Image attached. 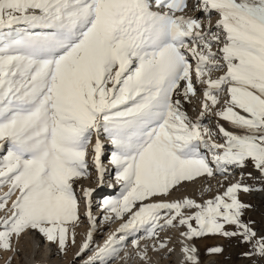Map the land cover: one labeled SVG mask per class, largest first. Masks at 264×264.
I'll list each match as a JSON object with an SVG mask.
<instances>
[{
	"label": "snow or ice",
	"instance_id": "6c2138e0",
	"mask_svg": "<svg viewBox=\"0 0 264 264\" xmlns=\"http://www.w3.org/2000/svg\"><path fill=\"white\" fill-rule=\"evenodd\" d=\"M194 7L207 23L185 14L188 0H0V149L9 146L0 159V188L8 189L0 193V250L17 251L14 238L35 231L66 251L81 223V196L91 229L77 256L90 249L96 189L78 194L75 185L91 176L90 165L104 185L106 135L120 196L103 200V219L124 222L84 264H107L130 231L154 239L165 228L186 229V264H199L190 241L207 234L239 238L252 245L244 256L264 258V236L242 219L251 206L239 193L253 190L244 173L203 202L158 199L249 161L264 178V0ZM197 82L202 111L193 119L183 105ZM212 113L240 131H213L203 124Z\"/></svg>",
	"mask_w": 264,
	"mask_h": 264
},
{
	"label": "rangeland",
	"instance_id": "374dc122",
	"mask_svg": "<svg viewBox=\"0 0 264 264\" xmlns=\"http://www.w3.org/2000/svg\"><path fill=\"white\" fill-rule=\"evenodd\" d=\"M218 16L219 15L217 14L215 15V13L211 16V22L213 25H215L216 21L218 20L217 19ZM195 17L204 19L205 23L208 22V18L204 16L203 13L200 14L198 12ZM15 27H23V26L18 25ZM4 31H9V29H4ZM221 73L222 71L214 73V74L221 75ZM197 88H198L197 95L192 97V102L191 103L184 102V105H183V109L193 119L198 118L200 112L202 111L200 103H199V94L201 92V87L198 82H197ZM220 120L221 119L217 117L214 113L206 114L205 119L203 120V124H205L209 128H212L213 131H215L216 126L218 125V122H221ZM225 127H227L229 131H234V132L240 131L239 129L233 128L232 126L231 127L228 126V124H225ZM95 139L96 137H93L94 143H95ZM100 139L104 142L102 162L106 165L107 169L110 170L109 173L105 175L104 185L100 186L97 180V172L94 167H91V165H90L91 176L89 178H81L75 185L76 191L78 194L81 193L82 188L96 189V192L93 194V197H92L91 211L97 217V226L93 233L90 249L83 252L80 256H77V253L80 252V249L77 246V237H76L75 244H70L69 247L67 248L73 254L70 257V259L67 260L64 258L66 256V254H64V251H61L56 244L47 243L45 242L44 238L38 232L29 231L19 238L18 243L16 242L14 238L13 244L14 243L16 244V245L14 244V247L17 249V251L15 252L10 251L8 255H5L4 251L0 250V255L2 256V259L0 260V264H9V260H10V264H24L25 262L24 256H26L28 253V249H27V246L24 240L28 236L27 234H31L32 238L37 239L39 243V247L37 248V252L35 255L37 260H35L34 264H83V262L87 259L89 255H92L96 252L97 246H99L100 241L105 238L107 231L112 228V224L114 222H117L121 225L124 222V220H119V219L108 220V221H105L103 219L105 212L102 207V202L104 199H107V198L119 197L120 196V185L117 183L115 179V169L110 164L111 153L114 151V146L110 143L106 135H101ZM213 139L217 143L224 142L223 138L219 135L214 136ZM8 147L9 146L5 144L4 148L1 149L0 159H2L7 154ZM92 156H93V153L90 152L89 159H91ZM209 156H211L210 153H209ZM212 166L215 169L214 163L212 164ZM241 173H244L242 182L244 184L252 186L253 188V190L248 193H244L241 191L240 199L244 203L251 206L250 208L245 210V213L242 219L246 223H250V226L257 232L258 236H264V190H257V189H264V178H262L260 172L254 168L251 161H249L247 163V166L244 168H236L234 166L230 167V174L227 176L220 175L217 173L216 175L212 177L202 176L198 178H203L205 182L207 181L206 182L207 185L209 187L211 186L209 189L210 191L208 192V196H211L212 188L214 184L218 186L217 187L218 189L222 190V185L227 187L232 183H236L237 181H240ZM248 173H251V176H248L247 175ZM198 178H196L194 181H191V182H183L177 189L173 190L170 195L175 193L177 196L181 197L180 192L182 191V189L183 188L184 190L188 189L190 185H192L193 183L197 181ZM80 200H81V203H80L81 223L91 228V224L87 220L86 215H85L87 208L85 206V201L82 196L80 197ZM3 215H5V213L3 211H0V216H3ZM125 219H127V217H125ZM193 225L195 226V222H193ZM228 227H229V230H234L235 226H228ZM134 232H137V231H130L126 234L124 241H127L128 245H133V241L137 239V238L136 239L131 238ZM137 233H139L138 239L139 238L145 239V241L152 240L155 244L164 240V230H162L159 233V236L154 239L148 238L146 232L143 229L139 230ZM195 242L199 249V261L201 264H264V258L255 256V255L252 257H246L243 255V253L248 252L252 249V245L241 243L239 238H225L220 235L207 234L203 237H197L195 239ZM140 243H141V240H140ZM215 246L223 247L224 248L223 253L212 254L208 251L209 248L215 247ZM133 247L138 252L140 249L144 247V245L140 246V248H137L134 245ZM118 249H119L118 254L115 255L113 258H109L107 262L110 259H113L112 261L113 263L117 262L119 255H121V253H123L124 251V247L119 246ZM165 249L167 250V247H165ZM149 251L150 250L148 249L147 253ZM157 251L158 250L156 249L154 252H157ZM43 252H45L46 254H44ZM168 252L166 255H164L163 253L162 256H164L165 259L169 261L170 264H173L174 262L173 258L171 254H169L170 252L169 253ZM146 260L151 262V259L149 260V258ZM97 264H99V261H97Z\"/></svg>",
	"mask_w": 264,
	"mask_h": 264
},
{
	"label": "bare ground",
	"instance_id": "6f19581e",
	"mask_svg": "<svg viewBox=\"0 0 264 264\" xmlns=\"http://www.w3.org/2000/svg\"><path fill=\"white\" fill-rule=\"evenodd\" d=\"M188 3H189V8L185 10L186 15L196 16L198 12L200 14L202 13L200 11L196 12L197 10L194 7L196 0H188ZM217 19H219V16L217 17ZM221 74H223V72ZM213 75H214V77L218 76L217 74H213ZM224 98H226V96ZM202 99H203V95H202V90H201V92L199 94L200 106H201ZM201 110H202V108H201ZM220 121L222 123L218 122V124H221L224 127H225V124H228V126L231 127V125L227 121H225L223 119H221ZM225 128L227 129V127H225ZM0 152H1V149H0ZM93 155H94V153H93ZM109 171L110 170H108L106 174H108ZM206 182H205V180H203V178H198L197 181L195 183H193L192 185H190V187L188 189H186V190H184V188L182 189V191L180 192L181 197H179L175 193H173L172 195L158 197V199L174 201L176 199H182L184 197H190L192 199H195L197 202H203L209 198H212L213 196H215L218 193H222L227 188V187L222 185V190H220L217 188L218 186L216 184H214V186L212 188V194H211V196H208V192L210 191L209 189L211 186L209 187ZM7 190L8 189L6 186L3 188H0V193L6 192ZM240 195H241V192L239 193V196ZM13 199H15V196H13ZM119 226H120L119 223L114 222L112 224V228L107 231L105 238L100 241L99 246H102L104 244V242L108 239V237L113 232H116V230L119 228ZM90 229L91 228H89L87 225L82 224V223L79 225V227L76 228L77 246L79 249H81L82 243L86 239L87 233ZM182 231H186V229L185 228H178V229L177 228H165L164 229V240L163 241L168 242L167 243V250L165 248L161 249L158 247L160 242L155 244L152 240L145 241V239L139 238L141 240L140 246H142V245L148 246V249L150 251L147 254H148L149 260L151 259V262L147 261L146 259L144 260L141 257V255L139 254L140 250L137 252L135 250V248L133 247V245H128L127 241H123L121 244L117 245L118 247L119 246L124 247V251H123V253H121V255H119L117 262L113 263L112 262L113 259H110L107 262V264H109V263L110 264H170L169 261H167L165 259V257L162 256L163 253H164V255H166L168 251L170 252V253L169 252L168 253L171 254V256L173 258V261H174V262L172 261L173 264H186L184 254L182 252L183 238L180 236V233ZM27 235H26L27 237L24 240H25V244H26L27 249H28V253L26 256H24V260H25L24 264H34L35 260H37L35 255L37 252V248L39 247V243H38L37 239L32 238L31 234H27ZM138 235H139V233L134 232L131 238H135V239L137 238L138 239ZM195 239L196 238H193L190 241V243L193 244L198 249V246L195 242ZM153 245H156V248H154ZM156 249L158 251L154 252ZM170 250H173V251H170ZM2 251H4L5 255H8L10 252V251H6V250H2ZM43 253L46 254L45 252H43ZM64 254H66V256L64 258L67 260H69L70 257L73 255L69 249L64 251ZM94 254L89 255L86 260H88L89 257L93 256ZM198 256H199V249H198ZM1 259H2V256L0 255V260ZM84 262H83V264H84ZM199 264H201L200 261H199Z\"/></svg>",
	"mask_w": 264,
	"mask_h": 264
}]
</instances>
